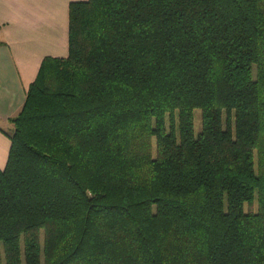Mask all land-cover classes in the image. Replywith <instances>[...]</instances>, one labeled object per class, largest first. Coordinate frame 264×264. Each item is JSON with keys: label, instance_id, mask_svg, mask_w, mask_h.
Returning a JSON list of instances; mask_svg holds the SVG:
<instances>
[{"label": "trees", "instance_id": "1", "mask_svg": "<svg viewBox=\"0 0 264 264\" xmlns=\"http://www.w3.org/2000/svg\"><path fill=\"white\" fill-rule=\"evenodd\" d=\"M9 121L0 264H264V0L74 1Z\"/></svg>", "mask_w": 264, "mask_h": 264}, {"label": "crops", "instance_id": "2", "mask_svg": "<svg viewBox=\"0 0 264 264\" xmlns=\"http://www.w3.org/2000/svg\"><path fill=\"white\" fill-rule=\"evenodd\" d=\"M81 0H0V168L10 148L8 125L25 101L45 56L68 54L70 3Z\"/></svg>", "mask_w": 264, "mask_h": 264}, {"label": "rangeland", "instance_id": "3", "mask_svg": "<svg viewBox=\"0 0 264 264\" xmlns=\"http://www.w3.org/2000/svg\"><path fill=\"white\" fill-rule=\"evenodd\" d=\"M13 117V116H12ZM10 119V118H9ZM11 123V122H10ZM12 126V131H13V124L11 123ZM1 127L6 131V132H10L11 130L8 127V125L2 123ZM200 127V110L199 109H195L194 110V128H195V132H197L199 130ZM155 147V144H153V148ZM256 207V203L254 204V208Z\"/></svg>", "mask_w": 264, "mask_h": 264}]
</instances>
